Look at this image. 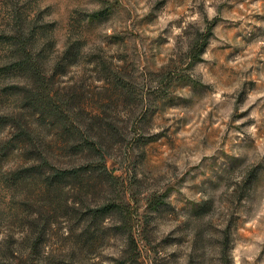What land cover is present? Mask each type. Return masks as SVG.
Masks as SVG:
<instances>
[{
    "label": "rangeland",
    "instance_id": "obj_1",
    "mask_svg": "<svg viewBox=\"0 0 264 264\" xmlns=\"http://www.w3.org/2000/svg\"><path fill=\"white\" fill-rule=\"evenodd\" d=\"M43 3L0 0V60L18 57L0 66V79L27 72L20 62L30 61L27 46L38 43L39 37L54 34L56 40L63 38V31H55L60 21L46 19L57 8L52 3L40 7ZM82 3L85 10H73L76 17L71 23L79 28L87 19L84 27L89 37L70 45L56 66V79L51 82L57 88L51 93L56 99L40 96L35 103L25 105L31 108L29 114L41 127L58 128L61 139L67 142L83 139L80 130L85 121L92 132L101 124L99 116L127 112L130 116L125 127L129 132L119 134L113 143L135 151L141 162L156 160L165 152L172 155L175 149H180L178 159H182L179 163L165 162L153 181L143 187L140 198L95 200L90 206L82 202L70 229L79 230L74 240L78 251L86 258L98 257L93 264H188L195 225L202 240L197 255L209 263L216 259L221 242L217 231L230 221L232 264H264V205L257 206L246 188L248 199H238L243 183L236 191L232 188V177L241 174L240 165L252 158L236 153L256 144L245 129L264 123V0ZM25 27L29 30L26 38ZM6 29L18 31L13 34ZM203 44L201 56L193 58ZM85 47L88 51L82 54ZM65 77L67 80L57 87V81ZM21 87L10 84L0 94L21 91ZM118 121L119 117L117 123L106 125L110 134L119 132ZM4 124L0 121V128ZM24 133L0 144V159L13 149L17 136L24 139ZM129 134H135L131 140ZM88 144L83 139L79 146L86 148ZM95 154L87 152L90 158ZM260 167H264V160L248 177ZM114 175L119 177L118 170ZM260 179L264 177L258 178L257 186ZM208 198L214 199L210 214L194 218L190 212ZM152 200L161 203L157 212L148 210ZM106 201L128 205L137 261L122 254L127 248L124 237L114 228L117 216L87 215ZM83 226L90 227L92 236L80 235ZM46 242L41 236L37 244Z\"/></svg>",
    "mask_w": 264,
    "mask_h": 264
},
{
    "label": "clouds",
    "instance_id": "obj_2",
    "mask_svg": "<svg viewBox=\"0 0 264 264\" xmlns=\"http://www.w3.org/2000/svg\"><path fill=\"white\" fill-rule=\"evenodd\" d=\"M48 3H52L57 11L46 19L60 21L55 31H63V38L56 40L54 34L39 37L38 43L27 46L30 63L34 68L22 75L0 79V90L8 88L10 84L22 85L21 91L0 94V121H6L0 128V144L13 141L21 131L32 138V143L18 144L6 158L0 159V264H59L61 261L63 264H93V260L98 257L86 258L74 243L79 231H70L75 210L82 207V202L90 206L95 200L140 198L143 187L153 181L165 162L179 163L182 159H178L180 149H175L172 155L165 152L156 160L141 162L135 151L113 143L119 134L129 132L125 125L129 123L130 114L119 110L114 111L110 117L99 116L101 124L92 132L88 130V121H85L80 131L91 148H85L84 152L78 151L83 139L65 142L58 128L49 129L37 124L35 116L29 114L31 108L25 105L35 103L42 95L51 100L56 99L51 95L57 90L51 86V82L56 79L53 76L56 66L61 64L70 45L89 37L84 27L88 24L87 19L81 22L79 28L71 23L76 17L73 10H85L82 0H44L40 7ZM105 30H109L107 26ZM6 31L17 34L18 29ZM23 35L25 38L29 35L27 27L23 29ZM49 41L55 46H49ZM87 51L85 47L82 54ZM17 58L12 56L0 60V66ZM69 75L74 73L70 72ZM90 75L95 77V73ZM66 80L65 77L57 81V87ZM45 85L48 87L45 88ZM117 117L119 132L110 134L106 125L117 123ZM245 132H251L256 144L250 150L236 153L252 158L240 165L242 172L232 177L235 181L232 188H238L248 173L264 160V123L258 122L252 129H245ZM133 135L129 134V140ZM73 149H77L75 154ZM89 151L96 154L90 158L87 155ZM30 152H38L39 158L29 156ZM105 162L111 167H98ZM34 167H42L43 173L27 171ZM116 170L120 173L119 177L114 175ZM64 173L71 174L69 179L72 182L59 183ZM262 177L264 167L256 168L248 177L246 185L257 206L264 205V179H260L257 186L258 178ZM232 188L228 189L229 193ZM41 236L47 242L38 245Z\"/></svg>",
    "mask_w": 264,
    "mask_h": 264
},
{
    "label": "trees",
    "instance_id": "obj_3",
    "mask_svg": "<svg viewBox=\"0 0 264 264\" xmlns=\"http://www.w3.org/2000/svg\"><path fill=\"white\" fill-rule=\"evenodd\" d=\"M95 16H99V15L96 14ZM203 47H204V44L201 47H199V49L192 55L193 58H198L199 56H201V54L203 52ZM22 50H23V52H26V49L24 47L22 48ZM20 63H23L24 69H26L27 72L34 68V65H32L30 63V61H28L26 59ZM53 116H54V113H53ZM1 122L6 123V121H1ZM24 134H25V135H23L24 139L20 135L17 136V139H16L17 142L14 144L13 148L16 147L18 144L23 145L25 143H32V141L29 139L30 136H27L26 132ZM84 146H86V145L78 146V151L81 152L83 149H85ZM86 148L90 149L91 145L88 144ZM72 152L75 154L77 152V149H73ZM28 155L29 156L35 155L36 157L39 158L40 154L38 152H30ZM98 167H105V164H101ZM27 171L29 173L42 174L43 168L42 167H34V168L29 169ZM70 175H71L70 173L61 174V179H60L59 183L60 184H67L69 182H72L69 179ZM242 183L244 184V186H243V188H239L241 190V194L238 195L239 196L238 199L240 201H246L248 199V196H249L247 191L245 192V188H246V185L248 183V177L245 178L243 181H241L240 186L242 185ZM236 189H238V188H235V191H236ZM233 194H235V193H233ZM160 205H161V203L159 201L152 200L148 204V210H150L152 212H157L159 210ZM213 207H214V199L208 198V199L201 201L197 205V207H195L194 210H192L190 212V214L196 219H202L206 215L210 214ZM110 213L118 217V221L116 222L115 227H114L116 234H118V235L121 234L124 237V243H125L127 250L126 251L123 250L122 254L125 255L127 253L128 257H132V258H134V260L137 261V252H136L137 248H136L135 241H134L133 235H132V226L129 225L130 215H129V208H128V205L126 203H123V202L117 203V202H113V201H106L98 209L90 210L87 215L92 217V218L93 217L96 218L98 216H100L102 218H106V216ZM82 228L83 229H81V231H80L81 236H85L87 238L89 236H92L90 227L87 226L84 228V226H83ZM198 230L199 229H197V232L195 230L196 237L194 236L192 239L190 253H189V255H187V263L188 264H232L231 255H230V250H231L230 244H231V236H232L231 222L227 221V223L224 225V227L222 229H220V231L219 230L217 231L218 236L221 238V242L219 243V245L217 247L216 259L213 262L209 260V263L204 259V257H201L202 259H200V256L197 255V252L199 250H201L199 245L202 243V240H200L201 238L200 239L198 238L200 235ZM220 246H222V247H220Z\"/></svg>",
    "mask_w": 264,
    "mask_h": 264
}]
</instances>
